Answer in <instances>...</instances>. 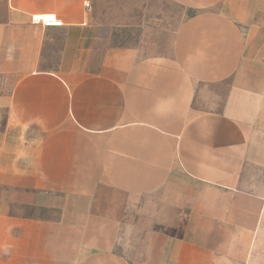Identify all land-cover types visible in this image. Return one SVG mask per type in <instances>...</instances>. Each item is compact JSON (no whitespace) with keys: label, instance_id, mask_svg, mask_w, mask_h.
<instances>
[{"label":"crops","instance_id":"crops-1","mask_svg":"<svg viewBox=\"0 0 264 264\" xmlns=\"http://www.w3.org/2000/svg\"><path fill=\"white\" fill-rule=\"evenodd\" d=\"M0 15V264H262L264 0Z\"/></svg>","mask_w":264,"mask_h":264},{"label":"built area","instance_id":"built-area-1","mask_svg":"<svg viewBox=\"0 0 264 264\" xmlns=\"http://www.w3.org/2000/svg\"><path fill=\"white\" fill-rule=\"evenodd\" d=\"M33 22L43 24L45 26H62L63 22L61 20H56L52 17L46 16H34Z\"/></svg>","mask_w":264,"mask_h":264},{"label":"rangeland","instance_id":"rangeland-1","mask_svg":"<svg viewBox=\"0 0 264 264\" xmlns=\"http://www.w3.org/2000/svg\"><path fill=\"white\" fill-rule=\"evenodd\" d=\"M0 17H1V15H0ZM262 236L264 237V228L262 230ZM258 247L261 249V252L264 253V245H261V246H258ZM262 264H264V260L262 261Z\"/></svg>","mask_w":264,"mask_h":264}]
</instances>
